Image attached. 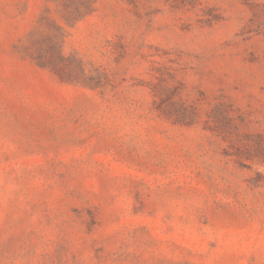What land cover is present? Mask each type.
<instances>
[{"label": "rangeland", "instance_id": "1", "mask_svg": "<svg viewBox=\"0 0 264 264\" xmlns=\"http://www.w3.org/2000/svg\"><path fill=\"white\" fill-rule=\"evenodd\" d=\"M0 264H264V0H0Z\"/></svg>", "mask_w": 264, "mask_h": 264}]
</instances>
